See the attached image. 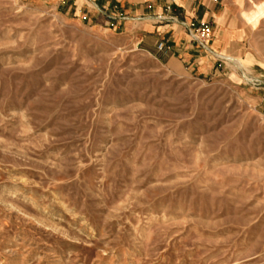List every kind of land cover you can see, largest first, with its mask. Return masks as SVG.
Returning a JSON list of instances; mask_svg holds the SVG:
<instances>
[{"label":"rangeland","instance_id":"rangeland-1","mask_svg":"<svg viewBox=\"0 0 264 264\" xmlns=\"http://www.w3.org/2000/svg\"><path fill=\"white\" fill-rule=\"evenodd\" d=\"M51 4L0 0V264H264V64L169 67Z\"/></svg>","mask_w":264,"mask_h":264},{"label":"crops","instance_id":"crops-1","mask_svg":"<svg viewBox=\"0 0 264 264\" xmlns=\"http://www.w3.org/2000/svg\"><path fill=\"white\" fill-rule=\"evenodd\" d=\"M51 5L87 22L120 30L134 46L160 64L181 65L198 73L222 69V59L239 60L248 68L264 64V47L254 41L264 22V0H50ZM170 4L171 10L165 11ZM173 17L163 21L156 16ZM206 21L212 37L203 48L192 42L184 24ZM246 37L251 41L245 47ZM163 43L162 49L158 44ZM264 100V92L262 93Z\"/></svg>","mask_w":264,"mask_h":264},{"label":"built area","instance_id":"built-area-1","mask_svg":"<svg viewBox=\"0 0 264 264\" xmlns=\"http://www.w3.org/2000/svg\"><path fill=\"white\" fill-rule=\"evenodd\" d=\"M171 5L168 4L165 6V11H170ZM173 17H166L164 14H160L156 16L157 20L163 21L166 19H172ZM187 29V34L192 42L197 43L201 47L205 48L206 44L210 41L212 37V27L210 23L206 21H198V22H188L184 24ZM163 43L158 44V49H162Z\"/></svg>","mask_w":264,"mask_h":264}]
</instances>
